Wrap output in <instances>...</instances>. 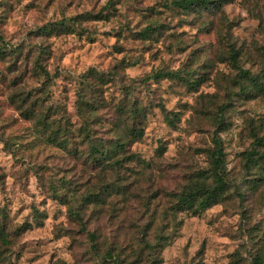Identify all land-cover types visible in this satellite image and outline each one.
<instances>
[{"label":"rangeland","instance_id":"374dc122","mask_svg":"<svg viewBox=\"0 0 264 264\" xmlns=\"http://www.w3.org/2000/svg\"><path fill=\"white\" fill-rule=\"evenodd\" d=\"M174 1L0 0V221L11 232L0 264H251L242 234L264 233V184L251 188L245 154L264 135V91L243 95L253 87L240 70L264 86V0ZM175 71L194 84L162 77ZM79 94L97 107L104 145L120 111L143 106L142 134L118 155L129 161L93 160L78 136ZM30 104L70 126L65 146L23 117ZM213 137L230 190L195 216L174 212L175 194L203 180ZM108 244L120 260H102Z\"/></svg>","mask_w":264,"mask_h":264},{"label":"trees","instance_id":"16d2710c","mask_svg":"<svg viewBox=\"0 0 264 264\" xmlns=\"http://www.w3.org/2000/svg\"><path fill=\"white\" fill-rule=\"evenodd\" d=\"M111 3V1H110ZM210 3L208 0H175L173 4L181 9H189L193 5L206 6ZM95 19L100 18V16H95ZM47 27H44L46 29ZM40 30V29H39ZM57 27L51 25L49 31H56ZM152 31V27L146 28L143 32L144 36ZM35 74L41 79L43 85L48 84L52 81L53 76L48 73L46 69L35 59L34 61ZM240 73L249 81L250 86L253 89H249L248 86H242L240 88L243 95H252V92H263L264 86L256 80V77L251 76L249 72L240 70ZM162 77H169L179 79L185 82L189 86L190 83L194 84V81L183 79L179 75L178 71L163 73ZM27 96H25L26 98ZM39 103L36 98L34 103ZM35 103V104H36ZM28 109H24L23 117L25 119L33 120L36 117L37 124L41 128V131L48 133V138L51 140H58L59 146H65L71 136L70 126L62 127L53 116L37 114V108L34 105H29ZM106 107V106H105ZM75 109L77 114L84 119V124L81 126L78 136L81 142H85L88 153L91 154L93 160L97 162L100 166L116 165L120 166L124 162L130 160V154L119 159L118 155L124 153L125 147L129 142V139L138 138L142 134V129L136 126V122L140 117L144 118V108L138 103H131L130 106L124 108L119 113L121 114L120 123L111 124L108 128L112 127L113 137L109 140L108 144L104 145L103 141L100 139H95V129L94 122L95 114L97 112V107L93 105V101L87 99L84 95H77V100L75 101ZM100 122V121H99ZM98 122V123H99ZM62 133V137L59 135ZM133 142V141H132ZM209 165L206 174L200 173L199 178H203L202 181L192 182L190 185H184L179 193L175 194V203L173 206L174 212L191 214L193 216L198 213L207 210L213 205L218 204L224 197V194L228 192L231 188L230 180L226 176V169L224 165V155L221 148L220 140L217 137L212 139V148L209 151ZM245 165L248 166L247 169L255 168V176L251 181V188L256 189L259 184H264V135L259 136L258 134L253 135V141L250 146V150L245 154ZM208 180V181H207ZM255 181V182H254ZM240 199L243 196L239 195ZM99 194L91 195L89 200L93 198L98 199ZM81 224V220H79ZM242 246L249 247V251L252 252L251 264H264V233L258 238L253 239L248 228L244 226ZM21 228H16L12 233L17 231L21 232ZM91 241V246L96 249V240L99 238L91 233L88 234ZM11 232L9 231L6 223L0 221V247L7 249L11 245L10 241ZM162 242L159 244L158 249H162L165 245L167 239L162 236L159 238ZM146 247L147 243L141 241ZM117 245H109L106 247L104 254L102 256L103 261L107 259L118 261L120 260L119 251H117ZM138 254V253H137ZM238 254V249L234 252V255ZM120 264H132L130 261L128 263Z\"/></svg>","mask_w":264,"mask_h":264},{"label":"clouds","instance_id":"9594fccd","mask_svg":"<svg viewBox=\"0 0 264 264\" xmlns=\"http://www.w3.org/2000/svg\"><path fill=\"white\" fill-rule=\"evenodd\" d=\"M237 123L239 124V123H240V121H239V120H237Z\"/></svg>","mask_w":264,"mask_h":264}]
</instances>
